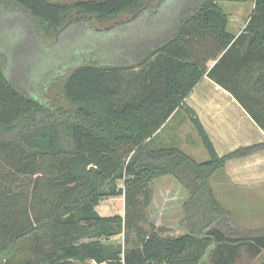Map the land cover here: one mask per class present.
Masks as SVG:
<instances>
[{
	"label": "trees",
	"instance_id": "obj_1",
	"mask_svg": "<svg viewBox=\"0 0 264 264\" xmlns=\"http://www.w3.org/2000/svg\"><path fill=\"white\" fill-rule=\"evenodd\" d=\"M10 1L56 33L72 21L135 15L151 2ZM195 1L176 30L138 59L76 66L62 86L74 104L70 109L24 91L0 59V264H234L242 250L262 256L264 264V229L235 234L238 228L210 184L227 160L264 144L220 157L184 104L207 75L231 90L264 129V96L240 93L227 83L264 82L252 76L264 68V0ZM219 1L255 2L246 34L235 39L228 32L229 16ZM180 108L209 160L198 163L178 148L151 149L157 131ZM168 175L188 193L181 220L187 231L178 236H161L154 224L147 233L142 225L152 201L151 180ZM122 192L124 216L98 213L102 198ZM123 231H136L137 245L110 240Z\"/></svg>",
	"mask_w": 264,
	"mask_h": 264
},
{
	"label": "rangeland",
	"instance_id": "obj_2",
	"mask_svg": "<svg viewBox=\"0 0 264 264\" xmlns=\"http://www.w3.org/2000/svg\"><path fill=\"white\" fill-rule=\"evenodd\" d=\"M233 2L239 3L221 1L220 5L229 14L237 7ZM192 4L197 1L151 0L138 14L122 13L108 21H99L95 17L87 22L72 21L56 33L57 30L49 31L45 26H39L12 1H0V59L8 77L17 86L53 107L70 109L74 104L65 97L62 86L65 77L76 66L89 61L102 64L101 61L138 59L176 30L180 18ZM150 147L178 148L198 163L209 160L200 135L183 110L166 123L163 134L154 139ZM222 173V169L215 172L210 177V184L217 199L231 214L234 226L238 228L235 234L264 229L263 192L235 188L225 182ZM149 187L152 201L147 209V221L142 223L144 231L154 230V224L161 236L185 233L187 227L181 220L188 193L184 187L172 175L154 178ZM118 189L123 191V180L118 181ZM125 208L124 192L102 198L96 207L103 216H124ZM127 234L123 231L110 240L125 246L127 239V244L137 245V232ZM262 262V256L242 250L234 264Z\"/></svg>",
	"mask_w": 264,
	"mask_h": 264
},
{
	"label": "crops",
	"instance_id": "obj_3",
	"mask_svg": "<svg viewBox=\"0 0 264 264\" xmlns=\"http://www.w3.org/2000/svg\"><path fill=\"white\" fill-rule=\"evenodd\" d=\"M242 3H234L237 7L232 8L229 14L228 10L226 12L223 9L229 16L227 30L235 39L246 34V27L255 8L254 1ZM247 43L243 40L242 50ZM261 63L262 61H258L259 65ZM259 75L264 78V68L258 69L252 76ZM253 80L254 78L250 83L236 80L227 83L240 93L245 90L255 97L264 96V82H253ZM184 104L201 121L220 157L242 147L264 144V129L255 122L231 90L209 76L202 77L186 97ZM182 110L185 111L184 108L176 110L166 123ZM166 123L157 131L154 139L163 134ZM222 172L225 182L231 186L242 190L262 191L264 195V148L247 156L227 160Z\"/></svg>",
	"mask_w": 264,
	"mask_h": 264
}]
</instances>
